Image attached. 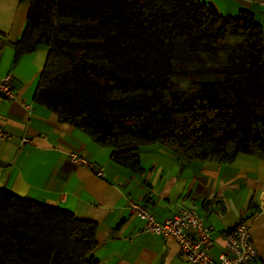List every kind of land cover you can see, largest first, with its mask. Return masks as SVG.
<instances>
[{
    "label": "trees",
    "instance_id": "trees-1",
    "mask_svg": "<svg viewBox=\"0 0 264 264\" xmlns=\"http://www.w3.org/2000/svg\"><path fill=\"white\" fill-rule=\"evenodd\" d=\"M13 60L47 47L33 100L142 171L141 145L182 161L264 158V40L248 10L201 0H21ZM97 224L0 187V264H101Z\"/></svg>",
    "mask_w": 264,
    "mask_h": 264
},
{
    "label": "crops",
    "instance_id": "crops-1",
    "mask_svg": "<svg viewBox=\"0 0 264 264\" xmlns=\"http://www.w3.org/2000/svg\"><path fill=\"white\" fill-rule=\"evenodd\" d=\"M201 1L222 14L250 11L264 40V0ZM26 12L24 1L0 0V77L10 76L15 93L13 99L0 95V132L6 135L0 138V187L95 221L93 255L101 264H193L174 240L143 232L142 221L128 211V200L143 204L157 220L177 208L194 209L211 226L214 257L225 231L244 220L257 251L247 264H264V158L240 153L226 164L182 161L160 143H150L138 150L141 172L117 164L111 147L33 100L47 47L13 60ZM68 151L101 166L104 176L71 163Z\"/></svg>",
    "mask_w": 264,
    "mask_h": 264
},
{
    "label": "built area",
    "instance_id": "built-area-1",
    "mask_svg": "<svg viewBox=\"0 0 264 264\" xmlns=\"http://www.w3.org/2000/svg\"><path fill=\"white\" fill-rule=\"evenodd\" d=\"M0 95L13 99L15 97L12 81L9 75L0 77ZM25 108L29 105L24 104ZM6 135L0 132V138ZM28 139L22 137L21 141ZM69 161L76 165L88 167L97 177H103V169L94 162L75 151H68ZM127 208L142 221V231L160 235L164 239H172L182 250L186 261L193 264H247L257 256V251L251 243L248 223L239 220L224 233V243L220 252L214 257L211 249L214 241L211 236V226L204 222L203 217L192 208H177L172 215L157 220L141 203L127 201Z\"/></svg>",
    "mask_w": 264,
    "mask_h": 264
}]
</instances>
